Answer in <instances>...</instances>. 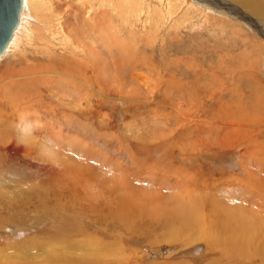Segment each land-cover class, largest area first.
Listing matches in <instances>:
<instances>
[{"label":"rangeland","instance_id":"374dc122","mask_svg":"<svg viewBox=\"0 0 264 264\" xmlns=\"http://www.w3.org/2000/svg\"><path fill=\"white\" fill-rule=\"evenodd\" d=\"M47 1L43 6L56 8L60 17L40 13L39 21L25 9L31 37H19L17 49L9 48L0 61V264H45L73 252L78 244L100 250L86 258L105 264H264V182L257 178L264 169L253 165L261 152L247 156L246 142L240 140L244 135L230 146L229 136L224 138L236 127L243 132L244 117L250 120L253 111L261 123L247 125V133L242 134L255 135L250 146L255 150L254 142L262 143L264 150V28L241 21L245 20L242 11L228 3L224 7L229 6V17L214 19L211 14L206 25L194 12L155 25L145 16L137 22L126 10L111 7L102 13L100 33L95 36L87 29L89 34L78 37L79 47L72 51L73 41L50 38L60 21L66 32L76 31L73 15L64 12L70 2ZM177 18L182 20L180 26L171 28ZM251 20L264 27V19ZM200 25L203 29H198ZM39 37H45V45H38ZM26 66L39 69L22 75ZM80 66L87 71H79ZM56 166L79 169L76 172L83 177H77L83 180L89 172L105 192L99 193L87 179L88 187L84 186L93 199L66 193L55 201L47 183L54 180L48 170ZM190 177L199 186L196 192L191 190V198H201L203 187L212 186L207 202L217 203L215 207L227 214L234 216L232 209L242 200L216 199L217 191L226 195L230 189L233 196L250 202L239 205L235 220L228 219L229 233L220 235L227 247L211 251L201 238L205 226L193 233L185 220L178 221L182 211L170 213L178 199L185 200L174 186L191 185ZM112 188L132 189L137 213L133 222L107 216L109 210L102 202L113 195ZM168 218L170 230L164 227ZM240 225L249 230L248 256L238 253L245 248L235 250L233 231L241 232ZM64 227L65 237L55 239L53 230L62 233ZM239 235L235 241H242ZM227 250L236 260L225 255Z\"/></svg>","mask_w":264,"mask_h":264},{"label":"bare ground","instance_id":"6f19581e","mask_svg":"<svg viewBox=\"0 0 264 264\" xmlns=\"http://www.w3.org/2000/svg\"><path fill=\"white\" fill-rule=\"evenodd\" d=\"M49 1V0H48ZM47 1V2H48ZM53 1V0H52ZM51 1V2H52ZM55 1V0H54ZM70 3L68 5H66L65 7V15H73L74 17V20H75V29L76 31L74 30H69V32H66L67 30L64 29V26L62 23L59 22V24L57 25L56 24V30L57 32L55 31V33H52L50 34V38L52 39H55L56 36L58 37H61V41H65L66 40H71L73 41V47H71L70 50L72 51H75L76 49H78L79 47V43H78V37H82L83 38V35H88L89 32L87 29H91L92 31L96 32L95 33V36L98 35L100 33V25H101V16H102V13H104L105 11H107L108 9H110L111 7L114 9V10H126L128 13H130L133 18L137 21V22H141L142 20V17L145 16V21H147L148 23L151 24V22H153L155 25H160V23L162 22V20H166V21H169V22H172L174 20V17H178V15L180 14L181 15V18L187 16L190 12H194L195 14L199 15L200 17H202L204 20H203V23L206 25V22L209 21V15L213 14L214 15V19H219V18H222L224 15L227 17V15H229L230 13L226 12L228 11L227 8H229V6L226 8L224 7V4L228 3L229 5L231 6H234V7H238L242 13H240V16H242L243 18H245V20H241L243 18L239 17V20L243 21L244 23L246 24H249L251 25L252 27L256 28V29H259L260 28H264L262 26H260L259 22H254L252 19V17H260L262 19H264V0H68ZM179 1H180V5H179ZM46 2V0H23V10L21 11V14H20V21L18 23V26L16 27L14 33H13V36L12 38L10 39V41L8 42L1 58H0V61L2 59H4V57L6 58L7 55V52L9 50V48L15 50L17 49L18 45H19V37H26L27 39H30V29H29V24H28V21L30 20L29 19V16L27 17V15L25 16V9L28 11H31L32 13H35V15L37 16V20L40 21V13H48V16L49 15H52V16H49L48 18L50 17H54V18H58V16L60 17V14L58 15L56 11V8H52L51 6H43V5H46L44 4ZM57 2V1H55ZM73 3H75L76 5H74ZM53 4V3H52ZM225 4V5H226ZM49 5V4H48ZM183 5V7H182ZM56 6V5H55ZM230 6V8H231ZM70 8V9H69ZM182 9H184L183 13H180V11H182ZM236 10V9H235ZM28 11V12H29ZM69 11L71 13H69ZM125 11V12H126ZM230 11V10H229ZM163 12V13H162ZM235 12V11H234ZM158 13V14H157ZM232 13V12H231ZM107 14V13H106ZM238 14V12H237ZM236 14V16H237ZM62 15V14H61ZM179 15V16H180ZM34 16V15H33ZM41 16V15H40ZM216 16V18H215ZM231 16V15H230ZM27 17V18H26ZM43 17H46L43 16ZM42 17V18H43ZM218 17V18H217ZM229 17V16H228ZM227 17V18H228ZM41 18V19H42ZM47 18V17H46ZM130 18V17H129ZM225 18V17H223ZM222 18V19H223ZM226 18V19H227ZM52 19V18H51ZM50 19V20H51ZM61 19V18H60ZM65 19V18H64ZM157 19V20H155ZM178 20H176L173 25L171 26V28H176V27H179L180 26V18H177ZM237 19V18H236ZM49 20V21H50ZM53 21L55 19H52ZM66 20V19H65ZM79 21H82V26L84 27L82 29V31H80L78 29V23ZM182 21V20H181ZM264 21V20H263ZM57 22V21H56ZM48 23V22H47ZM144 23V22H142ZM45 24V23H44ZM46 25V24H45ZM52 25V24H51ZM81 27V26H80ZM147 27V26H146ZM152 27V26H150ZM204 26L200 25V27H198V29H203ZM207 28V27H206ZM51 30V29H50ZM206 30V29H205ZM262 30V29H261ZM32 33H33V29L31 30ZM53 31V30H52ZM104 31V30H103ZM35 32V31H34ZM104 33V32H103ZM36 34V33H35ZM262 35H264V30L263 32H261ZM32 35V34H31ZM34 35V34H33ZM47 36V34H46ZM48 37V36H47ZM99 37V36H97ZM114 37V36H113ZM45 38V37H44ZM43 38V39H44ZM92 38V37H91ZM34 39V38H33ZM42 39V37L38 39V41L40 42V44L38 45H44L46 44L44 42V40ZM47 39V38H46ZM80 39V38H79ZM88 39V38H87ZM95 39V38H93ZM221 40V39H220ZM30 41V40H29ZM101 41V40H100ZM243 42V41H242ZM68 43V42H67ZM72 43V42H71ZM88 43V42H87ZM245 43V42H243ZM48 44V42H47ZM86 44V43H85ZM69 45V44H68ZM234 45H237V44H234ZM232 46V45H231ZM249 45L247 44L246 45V48H248ZM251 47H254L253 44L251 45ZM87 49V48H86ZM69 50V49H68ZM260 50V49H259ZM87 51H89L87 49ZM228 51V49H227ZM261 51V50H260ZM254 51L251 49L250 53H253ZM14 53V52H12ZM255 53H258L257 50H255ZM11 54V53H10ZM93 54V53H91ZM6 60V59H5ZM252 63V62H251ZM253 64V63H252ZM94 65V64H93ZM49 66V65H48ZM54 66V65H53ZM69 66V65H68ZM52 67V66H51ZM55 67V66H54ZM62 67V66H61ZM79 67V66H78ZM69 68V67H68ZM37 67H30V66H26L24 68V71H22L21 69L20 70H17V71H22V75H25L27 74L28 76L31 75L32 73H34L33 71H38ZM49 69V68H48ZM72 69V68H71ZM79 69V68H78ZM76 69V70H78ZM80 69L79 71H87L85 69V67H82L80 66ZM51 70V69H50ZM64 71H67V67L64 66ZM73 71V70H72ZM80 73V72H79ZM249 73V72H248ZM26 75V76H27ZM17 78V77H16ZM27 78V77H26ZM30 79V78H29ZM15 80V79H14ZM2 81V80H1ZM34 81V80H33ZM12 85H14L15 82H13L12 80H8V83H10ZM7 84V81L5 82ZM31 83V81H30ZM29 83V84H30ZM21 86L24 85L23 83L20 84ZM24 89V87H23ZM21 89V91L23 90ZM260 91V90H259ZM262 91V90H261ZM257 95V94H256ZM263 96V95H262ZM259 97V96H257ZM260 98V97H259ZM251 100V99H250ZM261 101V99H260ZM259 101V102H260ZM252 104V103H251ZM249 105V104H248ZM256 106V105H255ZM259 106V105H257ZM264 106V105H263ZM251 108V107H250ZM261 108V107H259ZM246 109V108H245ZM244 109V110H245ZM255 109V108H254ZM253 110V109H252ZM262 110V109H261ZM239 113V112H238ZM245 113V112H243ZM231 114V113H229ZM240 114V113H239ZM232 115V114H231ZM256 115L255 112H250L249 113V116H250V120H248L245 116L244 117V120H243V127H244V130L242 132V130L240 129V127H236V129L232 132H229V133H225V137L228 138V145L230 144H233L234 142L238 143L236 140H238L241 136H246V137H243L241 138L240 140H244V142H246V146L248 149L246 150V155L247 156H254L255 155V152L258 150V152H261L260 156V160L259 161H255L253 163V165L256 167V168H261L263 167L264 169V150H262L261 148V144H257L256 142H254L256 145H257V148L254 150L252 149V145L251 143L253 142V139L255 135H253L252 137H248L246 134H242V133H247V125L251 127H253L255 124L259 125V123L261 122H258L257 121V118L254 117ZM226 117V116H225ZM230 117V116H229ZM221 118V117H220ZM227 118V117H226ZM239 118V117H238ZM235 119V118H234ZM241 119V118H240ZM260 119V118H259ZM237 120V119H236ZM254 124H253V122ZM238 121V120H237ZM242 122V121H241ZM246 125H245V124ZM239 124V123H238ZM253 125V126H252ZM256 125V126H257ZM239 126V125H238ZM259 128V127H257ZM261 128V127H260ZM264 129V126H262V129ZM232 130V129H231ZM249 133V132H248ZM224 134V133H223ZM231 134H233L234 136H232L233 138H230L231 137ZM251 134V133H250ZM261 134V133H259ZM223 138V137H222ZM221 138V139H222ZM258 139V137H256ZM262 138V136H261ZM236 139V140H235ZM247 139V141H246ZM239 140V141H240ZM222 141H225V140H222ZM219 143L220 145H223V146H226L225 145V142H222ZM259 141V140H258ZM257 141V142H258ZM230 144V145H231ZM235 144V143H234ZM242 144V143H240ZM239 144V145H240ZM229 145V146H230ZM251 145V146H250ZM264 145V144H263ZM241 147V146H240ZM263 147V146H262ZM26 151V150H25ZM41 155V154H40ZM244 155V154H243ZM259 155V154H258ZM245 156V155H244ZM257 156V155H256ZM263 156V158H262ZM255 157V156H254ZM246 158V157H245ZM262 158V159H261ZM91 159V158H90ZM257 159V157H256ZM251 161V160H250ZM253 161V160H252ZM262 161V162H260ZM92 162V161H91ZM252 163V162H251ZM92 164V163H91ZM250 164V163H248ZM74 165V164H73ZM73 167V166H72ZM254 167V168H255ZM39 169V168H38ZM76 170V168H73ZM45 171L48 170V168H44ZM49 172H51L53 174V177H54V180H52L51 182L47 183V184H50V190L56 195L54 196L55 197V201H57L58 199L64 197V195L66 193H69V197H72L74 196V198H80V199H84V194L86 195L87 199L90 200V199H93L94 195H91L88 192L87 190V184L85 185L86 183V180L87 179H90V173L88 172L89 176L88 178L85 180H83V176L79 173H77L76 171H79L76 170H72L71 168H64V167H61V166H56V167H53V169H50L48 170ZM84 172V171H82ZM86 172V171H85ZM86 172V174H87ZM255 172V170H252V173ZM260 172H263V171H259ZM250 173V172H249ZM80 174L81 176L77 177V175ZM85 174V173H84ZM83 174V175H84ZM85 174V175H86ZM87 174V175H88ZM257 174V173H256ZM84 175V177H85ZM197 175H200L202 176L203 174H196ZM259 175V174H258ZM75 176V177H74ZM195 176V177H196ZM52 177V176H51ZM75 178V180H74ZM258 178V182L259 180H262V182H264V174H260L259 176H257ZM50 179V177H49ZM93 179V177H92ZM92 179H90L89 181H91ZM194 179V178H193ZM95 180V179H93ZM92 180V181H93ZM45 181V180H44ZM58 181V182H56ZM88 181V180H87ZM96 181V180H95ZM94 182V184H96V182ZM190 181H191V177H190ZM69 182H73L72 185L69 186ZM140 182V180H139ZM192 182V181H191ZM46 183V182H45ZM89 183V182H88ZM212 183L215 184V181H212ZM98 184V182H97ZM93 185L95 188H98L97 186L98 185ZM101 184V183H100ZM195 182L193 181L191 185H184V186H181L180 184L178 186H174L176 189V191H178V195L180 194H185V200H180L178 199V202L175 203L176 206L171 208L170 213L171 214H175V213H178V211H182L183 213V218H178V221H180V224L182 223L183 220L186 221L185 223V227L187 229H191L193 230V233H198V229H200L202 226H205L206 229V233H204L201 238L204 239L207 244L210 246V250L213 251V250H218L219 247L221 245L223 246H226L227 247V240L226 239H223L220 237V235H223V234H226V233H229L227 232L228 230H226V227H229L232 225V222L229 221L228 219L229 218H232V220L234 219L233 217H235V212H238L239 213V210L238 208H241L240 206L242 205H245L247 204L249 201H245L237 196H239L237 194V196H233L231 194V192L229 191L230 189H226V195H223V193L221 191H217V193H214L213 195L215 196L216 199H220V198H227V199H230L233 198V197H236L239 201V204L238 206H236V208L232 211L234 213V216L233 214H227V211L226 210H223L221 209V207H215V205L217 204H212L211 202H207V198H209V193L211 192V188L210 190H207L203 187V191H204V194H202V197L201 198H197V199H192L191 198V190H193L195 188V186L197 185H194ZM243 184V183H242ZM87 187H85V186ZM91 184H89V187H90ZM192 185L194 187H192ZM100 186V185H99ZM198 186V185H197ZM216 186V185H215ZM199 187V186H198ZM202 187V186H201ZM249 187V186H247ZM93 188V187H92ZM92 188H91V191H92ZM94 188V189H95ZM128 188H132V187H128ZM260 188V187H259ZM93 189V190H94ZM115 192L113 193H110V192H113V191H109L107 190L106 192L109 191V195L108 198L106 197L105 200L102 202L104 204V207L108 208L109 212H107V216H109L112 221L114 220H117V221H123L125 223H131L135 220L136 218V214L134 213L136 211L135 207H134V204L136 203V200H135V196L134 194L132 193V189H123V191H120V188H112ZM99 190V191H98ZM98 192L101 193V192H105V191H100V189L98 188ZM195 192L197 191L196 189H194ZM201 190V188H200ZM217 190V189H216ZM232 190V189H231ZM251 190V189H250ZM49 191V190H48ZM96 191V189H95ZM214 191V190H213ZM212 191V192H213ZM237 191V190H236ZM31 192V191H30ZM237 193V192H236ZM53 194V195H54ZM105 194V193H104ZM235 194V193H234ZM52 195V194H51ZM52 195V196H53ZM72 195V196H71ZM194 195H196L194 193ZM96 196V194H95ZM174 196V195H173ZM199 196V195H198ZM48 197V196H47ZM169 197V196H167ZM196 197V196H194ZM53 198V197H51ZM73 198V197H72ZM184 198V197H183ZM70 201V198H68ZM111 199V200H110ZM252 199V198H251ZM44 200V199H43ZM48 200V199H46ZM51 200V199H50ZM49 200V202H50ZM73 200V199H72ZM86 200V199H85ZM172 200H176V199H173ZM40 201V200H39ZM214 201V200H213ZM212 201V202H213ZM228 201V200H227ZM232 201V200H231ZM58 202V201H57ZM74 202V201H73ZM78 202V201H77ZM76 202V203H77ZM91 202V201H90ZM174 202V201H171V203ZM222 202V201H220ZM219 202V203H220ZM56 203V202H55ZM60 203V202H59ZM80 203V202H79ZM215 203V202H213ZM227 203V202H226ZM250 203V202H249ZM253 203V202H252ZM43 204H45L43 202ZM223 204V203H222ZM229 204V203H228ZM231 204V203H230ZM242 204V205H241ZM81 205V204H80ZM100 205V204H99ZM209 205V206H208ZM240 205V206H239ZM76 206V205H75ZM220 206V205H219ZM228 206V205H227ZM246 206V205H245ZM225 207V206H224ZM234 208V207H233ZM80 209V208H79ZM93 209V208H92ZM200 209L201 210H204L206 211L207 209H209V211L211 210V212H208V213H199L197 214ZM104 210V209H103ZM242 210V209H241ZM93 211L95 213L98 214V212H102V210L100 209H96L94 208ZM230 211V210H229ZM231 211V212H232ZM60 212V211H59ZM63 212V211H62ZM58 213V212H57ZM244 213V212H243ZM261 213V212H260ZM74 214V213H73ZM158 214V213H157ZM187 214H190V215H193L192 217H186L185 218V215ZM242 214V212H241ZM246 213H244L245 215ZM52 215V214H51ZM86 215V214H85ZM68 215H66L67 217ZM87 216V215H86ZM106 217V215H104ZM172 216V215H170ZM169 216V217H170ZM232 216V217H231ZM241 216V215H240ZM243 216V215H242ZM84 217V216H83ZM175 219L177 218V216H174ZM245 218V217H244ZM60 219V218H59ZM68 219V217H67ZM174 219V220H175ZM98 220V218L96 219V221ZM104 220V219H103ZM108 220V219H107ZM235 220V219H234ZM75 221V220H74ZM54 222V221H53ZM95 222V220H94ZM245 225L246 223L244 221H242ZM253 222V221H252ZM251 222V223H252ZM56 223V222H55ZM73 223V222H72ZM98 223V221H97ZM174 223V222H172ZM177 223V222H176ZM182 223V224H184ZM57 224V223H56ZM109 224V223H108ZM124 224V223H123ZM126 224V225H127ZM260 224V223H258ZM257 224V225H258ZM170 225V218H168V221L166 222V219L164 221V227L166 229H169ZM236 225V223H235ZM101 227V225H100ZM182 227V226H181ZM179 227V228H181ZM241 228V225L238 226ZM56 229V227H55ZM53 230V237L57 238L58 236H63L65 237L67 231H66V228L64 227L62 233H58L59 231L58 230ZM173 229V228H172ZM229 229V228H228ZM245 229V228H244ZM73 230V229H72ZM170 230V229H169ZM174 230V229H173ZM215 230V232H213ZM246 230V229H245ZM243 230V228H241V232L240 230H237V231H233L231 229V231H233L234 233V244H235V247L237 249H240V248H245L243 251H237L238 253H246L247 251V248H248V239H247V236L250 235L249 230ZM259 230V229H258ZM8 231H11L10 229H8ZM186 232V231H185ZM189 232V231H188ZM203 232V231H202ZM254 232V231H253ZM259 232V231H258ZM86 233V232H85ZM179 233V232H178ZM177 235H181L183 236V234H178ZM240 233L239 237L242 241L238 242V241H235V238L237 237V234ZM87 234V233H86ZM188 234V233H187ZM262 234V233H261ZM81 235V234H80ZM186 235V234H185ZM189 235V234H188ZM263 235V234H262ZM50 236V235H49ZM188 238L189 241H191V237L190 236H186V238ZM251 237V236H250ZM55 238V239H56ZM60 238V237H59ZM166 238V237H165ZM183 238H185L183 236ZM185 238V239H186ZM195 238V236H194ZM193 238V239H194ZM197 238V237H196ZM177 239V238H176ZM247 239V240H246ZM63 240V238H62ZM187 240V241H188ZM237 240V239H236ZM239 240V239H238ZM60 241V239H59ZM86 240H84L85 242ZM89 241V240H88ZM186 241V242H187ZM261 241V240H260ZM82 242V243H84ZM243 242L245 243L246 246L243 245ZM233 243V242H231ZM85 244V243H84ZM87 244V243H86ZM251 245V244H250ZM249 245V246H250ZM254 246V245H253ZM78 248H75L74 247V251L73 252H69L67 254H61V255H57L54 259H48L45 262V264H103L102 262H97V261H91L89 259L86 258V256H90V255H96L100 250H97L96 248L95 249H90V248H87L83 245H80L78 244L77 246ZM89 247V246H88ZM234 250V249H233ZM252 250V249H251ZM221 251V250H220ZM227 251H224L225 255H228L229 258L234 261L236 260L235 258L233 259V257L231 258L230 254L231 252ZM250 252V250H249ZM237 255V253H235ZM252 254V253H251ZM248 256V255H246ZM241 258V257H240ZM63 261V262H61ZM235 262V261H234ZM234 262H230V264H234ZM105 264V263H104ZM237 264V263H236Z\"/></svg>","mask_w":264,"mask_h":264},{"label":"water","instance_id":"95a60500","mask_svg":"<svg viewBox=\"0 0 264 264\" xmlns=\"http://www.w3.org/2000/svg\"><path fill=\"white\" fill-rule=\"evenodd\" d=\"M23 0H0V58L20 21Z\"/></svg>","mask_w":264,"mask_h":264}]
</instances>
